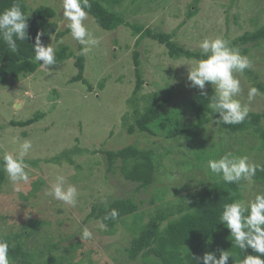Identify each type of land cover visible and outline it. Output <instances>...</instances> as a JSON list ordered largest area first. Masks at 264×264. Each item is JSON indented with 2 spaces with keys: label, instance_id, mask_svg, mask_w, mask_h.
<instances>
[{
  "label": "rangeland",
  "instance_id": "obj_1",
  "mask_svg": "<svg viewBox=\"0 0 264 264\" xmlns=\"http://www.w3.org/2000/svg\"><path fill=\"white\" fill-rule=\"evenodd\" d=\"M26 2L31 11L41 5L50 6L56 11L52 20L58 23L60 31L67 29L61 17L62 0ZM109 5L113 11L124 16L130 26L106 31L97 25L91 15L88 16L86 24L99 40L97 46L84 53L85 78L93 86V91L83 83H70L78 74L75 57L81 45L73 41L69 34L60 41H55L53 36L48 44L55 49V53L66 47L75 57L58 66H51L50 72L39 67L33 75L22 76L17 80L8 78L0 87V157L5 152L15 156L19 143L25 139L32 141V149L24 158L28 160L55 157L64 150H74L76 146L90 151L82 155L72 154L73 160L83 164L80 170L70 164H66L63 169L52 166L57 175L64 172L65 187L71 184L78 191L77 204H65L67 212H60L53 207L50 210L44 208L54 203L44 195L45 188L29 200L20 198V193L25 195L28 193L22 192H29L32 188L36 190L32 182L20 185L17 191L7 179L0 189V234L9 232V229L23 231L31 220H47L51 223L34 238L24 239L31 251L43 248L41 264H144L142 259L134 262L127 257L126 248L130 246L132 236L123 226L118 225L115 234L106 235L105 228L101 229L98 221H85L93 205L105 203V198L110 196H124L133 188L119 170L113 175L107 172L106 167H101L105 163V156L94 154L93 151L119 150L135 143L159 150L163 165H166L160 169L163 182L158 181L146 192L136 193L139 203L141 199L148 201L152 197L153 188L167 190V201L173 200L174 185L185 176V183L188 181L186 174L189 169L186 166L181 169V163L186 161L184 155L190 154L196 158V151L202 149L209 154L207 149L211 148L227 152L234 143V139L222 132L214 122L205 125L202 131L189 134L191 137L182 135L172 140H165V134L162 133L157 137L128 134V125L135 123L145 107L158 104L149 99L152 94L157 93L162 101L172 96L161 107L163 110L174 107L181 109L197 89L189 87L187 81L188 64L194 63V60L172 59L166 47L149 36L143 37L137 44L141 35L146 30L154 34H169L178 45L201 51L198 45L206 38L221 37L230 43L245 32L255 31L264 25V0H124L120 4ZM190 9L195 12L191 18L188 17ZM131 26H139L143 30L135 34ZM246 47L247 54L243 53ZM239 49L251 61L252 67L246 69L243 75L236 74L242 88L237 99L242 104H248L249 111L264 112V91L256 86L259 83L264 85V41L258 46L249 43ZM135 52L139 53V69L144 82L136 95ZM101 83L102 89L99 87ZM251 87L258 88L260 94L249 103L248 90ZM38 112H44L45 117L33 126L22 128L10 125L11 121L27 120ZM193 117L192 113L182 111L179 119L169 113L163 117V121L173 122H169L167 128L177 131L192 125ZM80 123L82 126L79 127ZM23 132H27V137L22 135ZM16 137L19 140L14 143L13 138ZM241 138V135L237 136L238 141ZM238 146L237 143L234 145L236 148ZM168 149H172V152ZM257 153L252 151L248 155L250 162L257 164ZM191 160H187L188 163L192 164ZM97 162L101 164L97 165ZM206 162L202 163L205 169ZM27 171L29 177L36 178L39 170L29 165ZM75 172L81 177L76 178ZM49 176L51 181L48 182L53 184L55 178L52 174ZM191 180L195 182V176H191L189 182ZM257 192H262V189L254 184L249 185L243 192V200L253 197ZM141 205V212L145 214L144 220L147 222L150 219L148 215L156 206L149 201ZM64 213L66 215L63 216ZM7 215L10 217L8 220L3 217ZM85 226L93 233L91 239L80 238Z\"/></svg>",
  "mask_w": 264,
  "mask_h": 264
},
{
  "label": "trees",
  "instance_id": "obj_2",
  "mask_svg": "<svg viewBox=\"0 0 264 264\" xmlns=\"http://www.w3.org/2000/svg\"><path fill=\"white\" fill-rule=\"evenodd\" d=\"M122 2L124 0H90L92 6L89 10V15L94 18L99 27L106 31H114L121 26H130L124 16L109 7V3L112 6V3L120 4ZM16 3L28 15L27 39L25 41H17V53H12L6 44L0 40V87L5 84L8 78L17 80L22 76L33 75L37 72L40 66L34 62L33 45L35 44V38L38 32L42 31L44 33L41 41L45 46L49 45L48 42L53 36L55 41H60L69 34L68 29L60 31L58 23L52 20L56 16V11L50 6L41 5L31 11L26 0H0V12H3ZM194 13L190 9L188 17H193ZM131 27L134 29L135 34L141 33L143 30L139 26ZM147 36L164 45L168 50V55L172 59L197 61L204 58L201 51H192L175 43L172 35L164 33L154 34L150 30H146L141 35L137 44L140 43L143 37ZM262 41H264V25L255 31L245 32L230 42L229 45L239 49V47L243 45L247 46L249 43H252L254 46L261 45ZM243 53H248L247 47L243 50ZM55 55L57 64L54 66H58L64 61L75 57L67 51L66 47H62ZM75 58L78 74L70 80V83H83L88 86L90 91H93V86L85 78L86 58L84 53H82L81 46L80 52ZM134 62L137 77L134 90V95H136L141 91L144 83L141 70L139 69L140 60L138 52L134 53ZM256 86L261 91H264V85L261 83ZM99 87L102 89L103 84H99ZM205 91L210 99L213 94L212 87L206 84ZM149 99L158 104L152 106L147 105L143 113L140 116L138 115L135 123L128 125L127 132L129 135L137 133V135L144 134L145 136L157 137L162 133L165 134V140H172L175 137L181 138L180 136L182 135L189 137V134L194 131H202L205 125L213 122L219 115L218 113H213L208 108L209 100L200 95L199 89L195 90L193 97L190 101H186L184 107L181 105V109L174 107L163 110L161 108L172 99V96L162 101V98L160 100L156 93L152 94ZM182 111L183 113H192L194 123L183 130L175 131L167 128L169 122H173L163 121V117H166L169 113H173L174 117L179 119ZM135 112L138 113V110H135ZM44 117V112H38L27 120L11 121L10 125L13 127L27 128L40 122ZM218 125L222 132L230 136L231 139H234V143L226 151L247 156L252 151H257V164L264 165V112L249 111V115L243 123ZM80 126H82V123L79 124ZM22 135L27 137L28 134L27 132H23ZM239 135L242 138L238 141L237 136ZM249 138L252 140L249 141ZM247 140L249 141L248 146H246ZM236 143L239 145L238 148L234 147ZM201 150L196 151L197 155H195L197 159L193 158L194 156L192 157L190 154L184 155L186 161L181 163V169L184 166L189 169V173L186 174L188 181L185 183V176L174 185L173 200L167 201L166 197H169L167 190L160 191L158 188H153L152 197L148 198V201L153 206H156V209L150 212L148 215L150 219L147 222L144 220L145 214L141 212V204H145L148 201L147 199H141L138 203L135 194L152 189L158 181L160 183L163 182L160 177V169L162 167L165 168L166 165H163V158L159 150L153 149L151 146L142 147L139 143H135L131 145L127 144V146L119 150L101 149L93 151L94 154H104L105 163L101 167H106L107 172L113 175L117 174L119 170L127 183L133 185V188L124 196L117 198L110 196L109 198H105V203L93 205L85 221L95 220L100 224L106 213L112 209H116L119 213L116 220L103 221L106 224L104 233L106 235H113L116 233L118 225L123 226L132 236L130 246L126 248V254L134 262L142 259L144 264H194L191 256H203L205 252L222 249L224 251H230L236 260V264H239L244 253L239 249L231 248L229 231L218 222L223 205L232 202L234 199L243 200V192H245L249 185L237 187L235 184L224 183L222 179L205 169L202 163L209 159H217L225 152L211 148L207 149L208 154ZM168 151L172 152V149H168ZM87 152H90L88 148L81 150L76 146L74 150H64L55 157L34 160L25 159L26 163L38 168L39 171L36 178L33 176L29 177V182L34 183L32 186L36 190L32 188L29 192H22L28 194L23 195L20 193L21 196L19 194V197L29 200L32 195H36L42 188L46 189L51 187L52 183L48 182L51 181L49 174H52L55 179L57 177V172L53 170L52 166L63 169L66 164H70L80 170L83 164L73 160L72 154L77 153L82 155ZM190 158H192V164L188 163ZM98 164H101V162H97ZM63 173L61 172L62 176ZM74 176L76 178L81 177L77 172H75ZM191 176H195V182H192V180L189 182ZM254 181V185L261 188L262 192H264V171H257ZM6 182V174L0 170L1 190ZM50 198V201H54V203L52 205L47 204L44 207L45 209L50 210L53 207V209L55 208L60 212H67L68 208L63 202L54 200L52 197ZM58 206L61 207L59 208ZM62 215L64 216L66 213ZM3 217L6 220L10 218L8 215ZM50 224L47 220H31L24 226L23 231L9 229V232L0 234V237L9 243V257L14 261V264H41L40 258L43 255L41 254L43 248L31 251L24 243V239L34 238L45 226ZM6 226L9 225L6 224ZM216 255L218 258L219 252H216ZM228 264H233L232 258L229 259Z\"/></svg>",
  "mask_w": 264,
  "mask_h": 264
},
{
  "label": "clouds",
  "instance_id": "obj_3",
  "mask_svg": "<svg viewBox=\"0 0 264 264\" xmlns=\"http://www.w3.org/2000/svg\"><path fill=\"white\" fill-rule=\"evenodd\" d=\"M90 0H62V19L66 22L64 27L69 31L72 40L82 47V53H87L99 43L98 38L89 30L86 21L91 9ZM28 15L22 11L16 3L10 8L0 12V40L6 44L12 53L18 52L17 41L27 39ZM44 33L38 32L33 45L34 62L41 69L48 72L51 66L57 64L55 49L50 45L45 46L41 37ZM198 47L204 58L188 64V86L197 88L205 99H208V108L213 113L219 114L213 122L215 124L235 125L245 121L249 115L248 104H242L237 97L241 94V82L236 74L243 75L246 69L252 67L247 56L240 50L229 45V42L221 37L204 39ZM42 61V63H40ZM210 85L213 94L205 91V86ZM259 89L251 87L248 90V102L258 95ZM14 143L19 140L13 138ZM32 149V141L29 139L19 143L18 152L14 156L5 152L0 157V170H2L14 190L29 182L27 169L29 164L25 157ZM206 168L226 184H235L237 187L254 184L257 171H264V165L249 161L247 155H238L231 151L225 152L217 159H209ZM44 195L64 204L75 206L77 204L78 191L74 185L65 187V177L57 175L51 187L44 190ZM119 213L112 209L103 217V221L116 220ZM103 221L99 224L101 229L106 227ZM229 231L231 248L239 249L244 253L239 264H264V192H257L247 200L234 199L225 203L219 215V222ZM93 233L88 227L81 230L80 238L91 239ZM228 237V238H229ZM250 250V251H249ZM216 252H219L217 258ZM232 258L236 260L230 251L217 249L208 251L203 256H191L194 264H228ZM0 264H14L9 257V243L0 237Z\"/></svg>",
  "mask_w": 264,
  "mask_h": 264
}]
</instances>
